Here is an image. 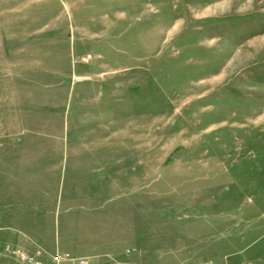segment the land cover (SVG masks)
I'll return each instance as SVG.
<instances>
[{"label": "rangeland", "instance_id": "rangeland-1", "mask_svg": "<svg viewBox=\"0 0 264 264\" xmlns=\"http://www.w3.org/2000/svg\"><path fill=\"white\" fill-rule=\"evenodd\" d=\"M5 202L0 264H264V0H0Z\"/></svg>", "mask_w": 264, "mask_h": 264}, {"label": "built area", "instance_id": "built-area-1", "mask_svg": "<svg viewBox=\"0 0 264 264\" xmlns=\"http://www.w3.org/2000/svg\"><path fill=\"white\" fill-rule=\"evenodd\" d=\"M9 257L12 262L10 264H40L38 257H49L47 264H60L63 262H71L72 264H89L86 258L73 259L68 253H61L58 251L48 252L43 249H36L34 252H27L19 248H9Z\"/></svg>", "mask_w": 264, "mask_h": 264}, {"label": "crops", "instance_id": "crops-1", "mask_svg": "<svg viewBox=\"0 0 264 264\" xmlns=\"http://www.w3.org/2000/svg\"><path fill=\"white\" fill-rule=\"evenodd\" d=\"M4 190H5V193H8L9 188H4ZM6 204L9 205V202L1 203L0 206L2 205V207H4Z\"/></svg>", "mask_w": 264, "mask_h": 264}]
</instances>
